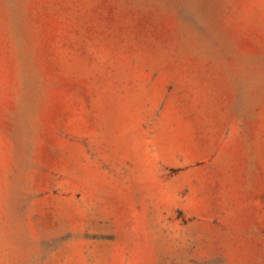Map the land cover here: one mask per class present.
Masks as SVG:
<instances>
[{
	"label": "rangeland",
	"instance_id": "rangeland-1",
	"mask_svg": "<svg viewBox=\"0 0 264 264\" xmlns=\"http://www.w3.org/2000/svg\"><path fill=\"white\" fill-rule=\"evenodd\" d=\"M0 264H264V0H0Z\"/></svg>",
	"mask_w": 264,
	"mask_h": 264
}]
</instances>
